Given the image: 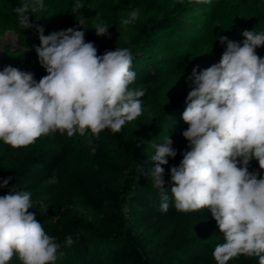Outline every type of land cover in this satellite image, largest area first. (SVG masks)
Listing matches in <instances>:
<instances>
[{
    "label": "clouds",
    "instance_id": "9594fccd",
    "mask_svg": "<svg viewBox=\"0 0 264 264\" xmlns=\"http://www.w3.org/2000/svg\"><path fill=\"white\" fill-rule=\"evenodd\" d=\"M83 7L75 0L71 11ZM44 8L43 0H25L13 9L21 28H35L40 44L31 47L47 75L37 82L33 73L11 65L0 71V141L22 148L56 132L68 137L88 130L96 136L105 129L116 133L141 116L147 90L129 87L136 81L130 49L117 47L98 55L95 44L85 41V17L77 21L83 30L69 27L44 35L43 26L30 23V14ZM140 15L138 8L132 9L121 23L135 24ZM94 28L97 36L109 34L103 21ZM242 36V42L219 37L225 46L220 61L199 71L197 65L187 77L191 90L182 119L188 128L182 136L188 150L170 168L176 211L207 208L223 234L224 242L212 253L216 264L239 256L264 264V57L256 52L264 46V31L244 30ZM172 144L167 136L152 145L154 167L148 173L142 170L159 191L161 213L170 207L162 165L177 155ZM253 160L257 172L249 171ZM46 183H59L55 170ZM32 207L30 191L12 187L0 196V264H10L14 256L19 264H55L62 245L45 232L29 211ZM74 242L72 235L64 238V246Z\"/></svg>",
    "mask_w": 264,
    "mask_h": 264
},
{
    "label": "trees",
    "instance_id": "16d2710c",
    "mask_svg": "<svg viewBox=\"0 0 264 264\" xmlns=\"http://www.w3.org/2000/svg\"><path fill=\"white\" fill-rule=\"evenodd\" d=\"M63 1L43 0L45 8L32 14L30 23L43 26L44 35H49L69 27L83 30L77 21L85 17V41L95 44L98 55L117 47L130 49L136 81L129 87L147 90L141 98L144 111L116 133L105 129L96 136L88 130L83 136L68 137L56 132L22 148L1 141L0 184L12 179L7 187H0V196L12 187L31 192L29 211L62 245L55 264H216L212 253L224 239L210 210L182 213L174 207L170 168L178 166L188 150L182 136L188 128L182 119L187 96L166 94L157 71L160 63L152 61L163 44H188L181 29L187 19L182 13L184 4L177 0H81L84 7L72 13L75 0L68 5ZM240 7L248 17L233 29L237 37L231 40L236 42L244 40V30L264 31V0H241ZM135 8L147 20L123 26L122 20ZM101 21L109 27L106 36L96 35L94 26ZM16 29L21 47L6 48L3 58L37 67L34 78L38 82L47 75L31 47L39 46L38 35L35 28ZM256 52L264 57V46ZM167 136L177 155L162 165L170 207L161 213L159 191L142 170L148 173L154 167L152 145L163 143ZM54 170L59 183L49 185L46 181ZM249 171H259L257 161L250 162ZM68 235L75 242L64 246ZM10 264L19 260L14 256ZM228 264H258V258L239 256Z\"/></svg>",
    "mask_w": 264,
    "mask_h": 264
},
{
    "label": "rangeland",
    "instance_id": "374dc122",
    "mask_svg": "<svg viewBox=\"0 0 264 264\" xmlns=\"http://www.w3.org/2000/svg\"><path fill=\"white\" fill-rule=\"evenodd\" d=\"M72 1L64 0L63 5H68ZM188 1L184 0L183 3L185 7L182 13L187 19L181 27L188 44H182L183 42L163 44L158 48L160 50L158 56L152 58L153 62L160 63L157 71L162 78L163 91L182 97L187 96L191 90L187 77L191 75L192 69L198 65L199 71L218 63L225 48L220 44L219 37L227 36L231 40L237 34L233 30L235 26L248 17L246 11L240 7L241 0H220L217 3L216 0H210L208 3ZM24 2L25 0H0V71L11 65L22 71L31 72L35 77L37 67L20 63L16 59L7 61L3 58L6 48L21 47L20 34L16 29L21 27L13 9ZM192 5L197 6L195 11L191 9ZM32 17L30 14V20ZM147 18L141 14L138 20L145 22ZM42 137L37 141L47 140L49 136Z\"/></svg>",
    "mask_w": 264,
    "mask_h": 264
}]
</instances>
